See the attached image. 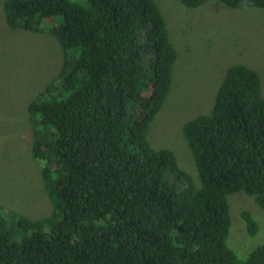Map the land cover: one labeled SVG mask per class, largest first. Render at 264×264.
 <instances>
[{"label": "trees", "instance_id": "1", "mask_svg": "<svg viewBox=\"0 0 264 264\" xmlns=\"http://www.w3.org/2000/svg\"><path fill=\"white\" fill-rule=\"evenodd\" d=\"M195 8L207 0H179ZM264 9V0H216ZM9 28L46 31L62 49L53 79L28 103L32 154L43 160L51 214L0 209V264H264L226 244L227 195L264 209V97L252 67H227L212 107L183 122L200 186L147 130L176 59L155 0H4ZM58 19V20H59ZM246 231L257 223L243 211Z\"/></svg>", "mask_w": 264, "mask_h": 264}, {"label": "rangeland", "instance_id": "2", "mask_svg": "<svg viewBox=\"0 0 264 264\" xmlns=\"http://www.w3.org/2000/svg\"><path fill=\"white\" fill-rule=\"evenodd\" d=\"M85 5L86 0H69ZM165 19L176 50L168 94L147 130L155 148L170 149L177 164L200 186L195 160L182 132L184 121L212 107L217 88L228 66L242 63L255 69L264 97V9L230 8L207 0L190 8L179 0H155ZM0 0V209L14 210L30 219L51 214L53 205L44 186L43 160L32 154L37 116L28 103L55 79L62 64V49L46 29L9 28ZM59 19V20H58ZM230 226L226 244L244 259L264 243V209L242 191L227 195ZM248 211L257 223L249 235L242 216Z\"/></svg>", "mask_w": 264, "mask_h": 264}]
</instances>
